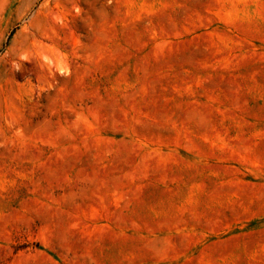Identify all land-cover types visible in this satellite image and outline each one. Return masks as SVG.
I'll use <instances>...</instances> for the list:
<instances>
[{
    "label": "rangeland",
    "instance_id": "obj_1",
    "mask_svg": "<svg viewBox=\"0 0 264 264\" xmlns=\"http://www.w3.org/2000/svg\"><path fill=\"white\" fill-rule=\"evenodd\" d=\"M0 264H264V0H0Z\"/></svg>",
    "mask_w": 264,
    "mask_h": 264
}]
</instances>
